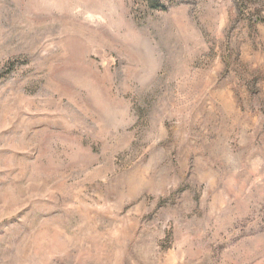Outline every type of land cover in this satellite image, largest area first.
<instances>
[{"label": "rangeland", "instance_id": "374dc122", "mask_svg": "<svg viewBox=\"0 0 264 264\" xmlns=\"http://www.w3.org/2000/svg\"><path fill=\"white\" fill-rule=\"evenodd\" d=\"M0 264H264V0H0Z\"/></svg>", "mask_w": 264, "mask_h": 264}]
</instances>
